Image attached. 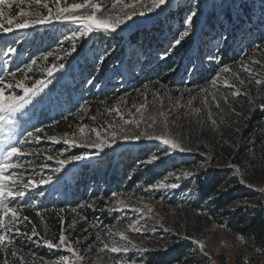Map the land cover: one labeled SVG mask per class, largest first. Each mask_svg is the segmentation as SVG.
Listing matches in <instances>:
<instances>
[{
    "label": "rangeland",
    "instance_id": "obj_1",
    "mask_svg": "<svg viewBox=\"0 0 264 264\" xmlns=\"http://www.w3.org/2000/svg\"><path fill=\"white\" fill-rule=\"evenodd\" d=\"M244 1L252 2L258 26L264 31V0ZM44 3L48 4L47 9L37 6ZM74 4L81 7L63 13L64 17L93 15V5H97L104 9L96 14L98 20L110 17L126 19L143 8L139 4L136 8L116 4V0H59V3L57 0H36V3L31 0L12 3L8 0L7 6L0 5V12L3 13L0 19V24H3L0 29V80L10 85L24 81L25 87H33L40 80L48 81L45 90L33 99V103L13 118L14 124L0 125V157L16 141L23 142L28 132L36 133L39 143L24 144V150L32 155L20 158L25 167L17 170V175L22 183L31 179L33 183L42 185L27 192L24 199L12 202L21 217L19 228L7 233L13 241L12 248L6 243L0 246V251L8 253L10 248L9 252L21 254L14 244L16 239L20 237L23 240L26 235L13 233L19 231L26 234L22 208L31 207L36 212L56 208L60 214L67 209L72 218L61 233L73 250L84 257L76 264H144L145 252L142 251L98 254L97 250L105 245H120L118 235L112 237L110 232L124 234L131 244L149 250L190 243L189 264H264V249L248 245L224 224L192 223L189 230L193 236H188L183 226L179 225L185 221V210L188 211L196 200L197 181L207 174L205 169L219 167L225 156H235L237 148L242 146L238 132L230 131L214 150L203 154L189 153L195 134L209 132L219 135L224 131L227 120L242 111L241 103L235 99L237 95L233 94L240 87H233L229 97H224V82L232 84V79L238 72H243V67H248L254 75H248L242 86H247L250 80L257 77L258 71L251 63L255 59L234 68L232 72H223L224 68L231 67L230 62L221 61L222 56L228 52L232 59L233 51L246 46L255 28L253 22L244 23L251 34L242 38L236 26L237 20L228 18V12L231 17L240 14L239 0H170L155 13L135 15L133 20L114 33L98 31L78 41L67 39L82 30L78 24H39L40 19L48 17L49 9L56 21L61 16L57 9ZM148 6L151 4L148 3ZM192 11H196L197 16L190 37L182 43L188 42L187 47L181 44L173 48L172 45L185 30V20ZM21 12L31 14L21 16ZM8 20L13 21V27L24 21L37 26L5 34ZM112 22L115 23V19ZM231 30L236 32L230 35ZM136 33L138 36L134 39ZM73 44L76 52L67 57ZM13 49L15 55H9ZM62 55L66 59L59 60ZM33 60L37 61L33 71L21 73L20 69L26 68ZM53 65H63L64 71L49 79L45 73ZM12 73L16 74L15 77ZM217 77L221 79L213 86L212 82ZM201 84L202 87L197 90ZM111 93H116L112 107L104 112L97 111L91 121L82 123L90 101L99 94L105 100ZM8 94L23 95L18 88L6 92ZM213 97L219 108L212 103ZM205 101H208L207 105ZM67 114L76 115L72 131L48 134L47 126L56 124ZM81 128L85 129L83 133ZM37 129L44 131L37 132ZM149 136L171 138L185 151L168 155L157 140L146 139ZM65 139L67 143L63 142ZM52 140H60L61 143L54 144ZM100 142L110 143L113 147L97 153L94 146ZM69 144L82 146L69 148ZM141 148L142 153L139 151ZM134 154L138 157L130 163ZM156 156L160 159L155 164L145 166L146 161ZM76 157L81 159L76 160ZM119 158L126 162L125 169L121 168ZM69 159L74 162L66 165L59 175L52 171L58 167V161ZM241 164L246 166L243 176L254 192L240 201L250 208L263 209L264 178L245 160ZM161 168L165 171L163 176L151 175ZM185 173L196 175L178 181L181 186L173 191H145L165 180L176 182L174 176ZM113 176L115 179H112ZM48 177H52V183L45 184ZM117 183L121 184V188L129 185V189L120 194L115 188ZM107 190L108 199L103 209L109 219L103 220V209L84 210L92 200L104 196ZM117 206L123 210L114 211ZM149 208L152 209L150 214ZM131 209H138L143 215ZM136 219L141 221V233L126 232ZM78 224H83L80 229ZM42 231L36 236L31 232L25 238L26 242L29 238L32 240L33 247L22 253L36 254V257L33 256L35 260L44 258V264H61L69 259L75 261L70 253L44 248V240L59 246L60 236L54 241L46 228ZM192 241L204 244L203 251ZM90 247L92 251L88 250Z\"/></svg>",
    "mask_w": 264,
    "mask_h": 264
},
{
    "label": "trees",
    "instance_id": "obj_2",
    "mask_svg": "<svg viewBox=\"0 0 264 264\" xmlns=\"http://www.w3.org/2000/svg\"><path fill=\"white\" fill-rule=\"evenodd\" d=\"M240 14L231 17L228 12L227 16L231 21H236L240 29V37L249 36L250 29L244 23L253 22V34L251 40L246 46L241 47L239 50L233 51V56L224 54L221 61L230 62L231 72L234 68H239L245 62L258 61L254 64L257 69V77L264 81V31L258 26V18L255 16L252 9V2L247 3L244 0H239ZM244 25V26H243ZM239 31V30H238ZM236 30H231L232 35ZM136 33L133 38L137 39ZM188 42L182 44V47H187ZM212 64V62H210ZM236 77L239 80L232 79L234 88L238 85L239 92L244 95H237L236 100L241 103L242 111L237 115H233L227 120L224 131L219 134H212L209 132H199L195 134L192 143L189 146L190 155L203 154L224 141L228 137V132H238L242 146L236 150L235 156H225L220 162L219 167L209 168L207 174L198 179V194L196 200L191 203L189 210H185L184 223L180 222L179 225L183 226L184 232L188 236H193V232L189 230L192 223L202 225L205 223L211 225L212 223L224 224V226L232 230L236 235L245 240L248 245L264 249V208H250L248 204L241 202L244 197H250L254 188L249 187L248 179L243 176V160L246 161L253 170L258 172L264 178V84L257 85L254 81L258 78L255 76L247 86H241L239 81L248 79V74L238 72ZM202 87L197 86V90ZM233 87L225 88L224 97H229ZM116 93H111L110 97L103 100L100 94L90 101L88 113L82 120V123L91 121V117L97 115V111L104 112V110L112 107ZM228 109V108H227ZM100 117V116H99ZM76 115L67 114L59 119L56 124L48 125V134L57 133H70L73 128L74 121L76 122ZM102 120V118H100ZM142 153L143 148H141ZM137 154H134L130 163L137 159ZM121 168L125 169L126 162L123 158H119ZM229 165V166H228ZM242 165V166H241ZM166 168V167H165ZM148 170H151L150 168ZM165 171L163 168L153 171L152 176H163ZM112 179H115L114 176ZM77 189L78 187H74ZM120 194L129 189L121 188V184L117 183L115 187ZM108 197V190L104 192V196L92 200L88 206L85 207L86 211H97L104 208L106 199ZM90 205V206H89ZM56 209V208H55ZM55 209H44L41 212H36L34 208H22V215L25 219L26 237L35 230L36 233L46 232L54 241L60 236L61 230L68 226L72 220L67 209L62 210V214ZM103 220H107L108 214L105 209L102 211ZM39 213V215H38ZM198 213V214H197ZM44 221V223H43ZM81 225L77 227L80 229ZM76 227V230L78 229ZM178 227V226H177ZM77 234V232H75ZM80 236V234H78ZM21 240L19 237L16 239L14 245L16 250L21 252L17 256L11 254L12 249L9 248L8 253L0 251V264H21V258L24 264H44V258L35 260L33 256L36 254H24L33 247L32 240L26 242L27 239ZM23 241V242H21ZM189 246L190 243L183 242L174 246L155 248L145 252L144 264H189ZM12 248V247H11Z\"/></svg>",
    "mask_w": 264,
    "mask_h": 264
},
{
    "label": "snow or ice",
    "instance_id": "obj_3",
    "mask_svg": "<svg viewBox=\"0 0 264 264\" xmlns=\"http://www.w3.org/2000/svg\"><path fill=\"white\" fill-rule=\"evenodd\" d=\"M16 0H12V3H15ZM21 3L26 2V0H20ZM32 3H36V0H31ZM170 0H116V4L123 3L125 6H130L132 8H136L137 4L143 5V8L132 15H128L126 19H120L119 17L112 18L110 17L107 20H98L96 19V14L101 13L104 11L103 8L93 5L94 7V14L85 16V17H64L63 13L73 12L76 11L81 7L80 4H74L72 7H64L62 9H57L58 12L61 13V16L58 20L54 21L52 17L51 10L49 9V15L47 18H42L39 21V24L41 26L43 25H49L54 22L58 23H72V24H78L82 30L78 32V34L69 36L67 39L68 41L73 40H81L89 37L91 34L98 32V31H106L109 33L116 32L122 25L128 23L129 21L133 20L135 18V15L139 16H146L150 15L152 13L157 12L159 9H161L163 6L168 4ZM57 3H59V0H57ZM148 3L151 4V6H148ZM8 0H0V5L7 6ZM38 7L42 6L45 9L48 8V4L44 3L42 5L37 4ZM84 7H87L88 5H83ZM21 16H28L31 13H25L21 12ZM197 16L196 11H192L190 15L187 16L185 20V30L182 32V34L178 37V39L175 41V43L172 45L173 48L179 47L186 39H188L191 35V30L194 27V18ZM3 18V13L0 12V19ZM113 19H115V23H113ZM8 28L5 32V34L11 33L13 31H23L30 28H34L37 26L36 23H29L27 21H24L23 23L16 24L13 27V21L8 20ZM3 28V24H0V29ZM76 52V46L75 44L72 45V50L67 52V57L72 56ZM9 55H15V50H11ZM163 58V57H162ZM43 59H47V57H44ZM66 59V56H60L59 60ZM103 62V61H101ZM37 63L36 60H33L30 65H28L26 68L20 69L21 73L24 72H32L33 71V65ZM251 63L255 64L258 63V61H252ZM64 71L63 65H53L50 67L47 72L45 73L49 79H51L55 74L60 73ZM242 71L247 73L249 76L254 75L250 71L248 67H243ZM224 73H229V68L223 69ZM15 73H12V76L15 77ZM220 77H217L216 80H214L213 86L216 85L217 81L220 80ZM235 79L239 80V77H235ZM241 86L244 84V81H239ZM257 85L264 84V81L262 80H255L254 81ZM48 81L40 80L34 84L33 87H25L24 81H18L15 85H10L5 83L3 80H0V85H3V87H0V125H12L14 124V117L18 113H22L23 110L30 104L33 103V99L38 96L40 93H42L45 88L47 87ZM224 87H234L233 85L229 84L227 81L224 82ZM18 88L23 95H12L8 94L6 95V92H10V90H14ZM234 95H244V93H241L239 91H236L233 93ZM227 101H225L226 103ZM208 101H205V104L207 105ZM212 103L219 108V103H217L215 97L212 99ZM264 110V109H261ZM209 118H211V113H209ZM213 124L216 122L213 120ZM37 132H43L44 129H37ZM85 129L81 128L80 132L83 133ZM97 140L99 141V133L97 132ZM146 139L151 140H157L161 145L164 146V148L167 150V154L171 155L172 153L177 152H183L185 151L181 145L177 142H174L171 138H165V137H155V136H149L146 137ZM54 144L61 143L60 140H52L51 141ZM64 143H67V139L63 141ZM31 144V143H39V140L36 139V133L35 132H28L27 136L24 138L23 142L16 141L12 144L10 148L5 149L2 157H0V246H3L7 243L8 247H12L13 241L12 239L7 235L9 232H13V228H19V221L21 219L20 216L17 215L18 209L13 205L12 202L17 201L19 199H24L27 192H30L36 188L42 187L40 184H35L32 182L31 179L27 181V183L21 182V177L17 175V170L24 169L25 165L23 161L20 159L22 157L30 156L32 155L31 152H28L24 150V144ZM69 148L72 147H81V144H69ZM95 151L97 153H101L105 150V148H111L113 147L112 144L107 142H100L97 143L95 146ZM63 155V154H62ZM87 158V157H83ZM76 160L81 159V157H76ZM160 159L159 156H156L152 159H149L145 162L146 165H152L155 164ZM73 160H60L58 161V167L52 169L54 173L59 175L61 171L66 167V165L73 163ZM207 171V169H205ZM196 175V173H185L183 175H176L174 176V180L176 182H169L168 180H165L164 182L160 183L157 187H154L152 189H146L145 191H173L177 188H179L181 185L178 183L180 180H187L190 179L192 176ZM45 184L52 183V177H48L45 181ZM83 207V205H82ZM147 207V206H145ZM114 211H122L123 209L119 206L113 209ZM132 211H135L138 213V215H143L142 212H140L138 209H131ZM152 209L149 208L148 212L151 213ZM39 215V213H38ZM10 218V219H9ZM26 219V218H25ZM141 221L139 219H136L133 223H131L127 228L126 232L133 233V234H140L141 233ZM87 231V230H86ZM14 235H26L24 233H20L19 231H16L13 233ZM33 236H36L37 233L35 230H33ZM110 236L116 237L118 235V240L121 242L119 246H112L108 247V245H105L104 247H101L97 250L98 254H103L106 252L110 253H121V252H127L129 250L133 251H142L147 252L149 251L148 248H140L137 247L134 244H131V241L128 240L127 236L124 234H116V233H109ZM30 239V238H29ZM193 244H197L196 241H192ZM67 245V246H65ZM129 245L131 246L129 248ZM44 248L50 249V250H56V251H63L65 253H70L71 257H75V261L64 260L61 262V264H76V262H82L84 257L80 255L77 251L73 250V246L71 244L67 243V238L61 233L59 238V246L55 245L52 242H49L47 240L43 241ZM197 247H199L202 251L205 248V245L200 243L197 244ZM89 251H92V248L90 247L88 249ZM13 256H17V253L13 251L11 253ZM35 259V258H34ZM21 264H24L23 259L21 258Z\"/></svg>",
    "mask_w": 264,
    "mask_h": 264
}]
</instances>
